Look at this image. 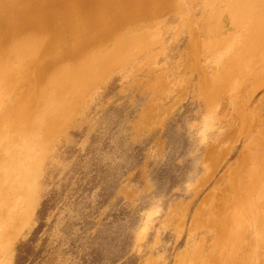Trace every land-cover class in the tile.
<instances>
[{"label": "rangeland", "instance_id": "rangeland-1", "mask_svg": "<svg viewBox=\"0 0 264 264\" xmlns=\"http://www.w3.org/2000/svg\"><path fill=\"white\" fill-rule=\"evenodd\" d=\"M227 1L0 0V126L66 97L4 264H264V2Z\"/></svg>", "mask_w": 264, "mask_h": 264}, {"label": "bare ground", "instance_id": "bare-ground-1", "mask_svg": "<svg viewBox=\"0 0 264 264\" xmlns=\"http://www.w3.org/2000/svg\"><path fill=\"white\" fill-rule=\"evenodd\" d=\"M245 1V3H244ZM239 0V1H236V0H229L227 1V9L224 10V12H226L227 14H230L229 17L234 18V19H237L239 18V21H242L240 20V17L242 18L244 16L245 19L247 14L250 15V12L252 10V5L253 3L255 4L256 2V6H257V3L260 2V0ZM13 2V1H12ZM48 2V1H47ZM92 2V1H91ZM264 2V0H262V3ZM89 3V1H88ZM166 3V2H165ZM224 3L223 1L221 2V4ZM261 3V2H260ZM95 4V3H94ZM262 5V4H261ZM43 6V5H42ZM264 6V4L262 5ZM76 7V5H75ZM256 8V7H255ZM259 8V7H258ZM261 9V8H260ZM38 10V9H37ZM43 11V10H42ZM46 11H48L46 9ZM84 13V12H83ZM254 13V12H253ZM252 13V14H253ZM142 14V13H141ZM254 15V14H253ZM35 16V15H34ZM255 16V15H254ZM252 18V17H251ZM258 18V17H257ZM256 17L253 19L257 22V25L259 24L258 21L256 20L257 19ZM230 19V20H231ZM232 19V20H234ZM260 19V18H259ZM229 20V21H230ZM250 20V18H249ZM11 21V20H10ZM73 21V20H71ZM248 21V20H247ZM254 21V22H255ZM260 21V20H259ZM67 22V21H66ZM122 22V21H121ZM246 22V21H245ZM243 22V23H245ZM253 22V21H252ZM252 22L248 21L249 23V26L252 24ZM253 22V23H254ZM255 22V23H256ZM261 22V21H260ZM18 23V22H17ZM232 23V22H231ZM234 23V22H233ZM239 22H237L238 24ZM242 23V22H241ZM239 23V24H241ZM242 23V24H243ZM247 23V22H246ZM251 23V24H250ZM255 23H254V26H255ZM224 24V23H223ZM236 24V21L235 23ZM236 24V25H237ZM241 24V25H242ZM233 25V24H232ZM262 25V24H261ZM21 26V25H20ZM230 26V25H228ZM244 26V25H243ZM247 26V25H246ZM264 26V24H263ZM232 27V26H231ZM234 27V26H233ZM240 27V26H239ZM238 27V28H239ZM245 28V26H244ZM251 28V27H249ZM205 29V28H204ZM145 30V29H144ZM243 30V29H242ZM246 30H249V29H246ZM194 32V31H193ZM232 32V31H231ZM255 32V31H254ZM78 34V33H77ZM246 34V33H245ZM87 35V34H86ZM223 35V34H222ZM72 36V35H71ZM148 36V35H147ZM263 36V35H262ZM144 37H146L144 35ZM264 37V36H263ZM120 38V37H119ZM143 38V37H142ZM256 38V37H255ZM101 39V38H100ZM146 39V38H145ZM252 39V38H251ZM137 40V39H136ZM143 40V39H142ZM14 41V40H13ZM93 41V40H92ZM115 41V40H114ZM155 41V40H154ZM153 41V42H154ZM9 42V41H8ZM22 42L21 44H23V46H19L20 48L17 50L14 48V51H16V55H18L17 53L19 51H23V49L27 48V46L30 44V42ZM34 42V41H32ZM91 42V41H90ZM234 42V41H233ZM237 42V41H236ZM249 42V41H248ZM254 42V41H253ZM256 42V40H255ZM28 43V44H27ZM94 43V42H93ZM117 43V42H116ZM120 43V42H119ZM257 43V42H256ZM27 44V45H26ZM118 44V43H117ZM145 44V43H144ZM232 44V43H230ZM237 44V43H236ZM251 44V43H250ZM249 44V45H250ZM89 45V44H88ZM151 45V44H150ZM252 45V44H251ZM33 46V45H32ZM114 46V45H113ZM117 46V45H115ZM231 46V45H230ZM246 46V45H245ZM84 47V46H83ZM120 47V46H119ZM229 47V46H228ZM233 47V46H232ZM231 47V48H232ZM86 48V47H85ZM85 48H82L83 50ZM124 48V47H123ZM122 48V49H123ZM214 48V47H213ZM220 48V47H219ZM256 48V47H255ZM261 48V47H260ZM2 49V48H1ZM115 49V47H114ZM121 49V50H122ZM230 49V48H229ZM115 50H118L117 48ZM136 50V49H135ZM228 50V49H227ZM28 51V50H27ZM77 51V50H76ZM127 51V50H126ZM247 51V50H246ZM81 52V51H80ZM111 52V51H110ZM240 52V51H239ZM24 52H19L20 56L23 55ZM112 53V52H111ZM22 54V55H21ZM25 54H26V51H25ZM106 54V53H105ZM244 54V53H243ZM90 55V54H89ZM93 56V54H91ZM233 55V54H232ZM246 55V54H245ZM15 56V55H14ZM108 56H110L108 54ZM239 56V55H238ZM4 57V56H3ZM19 57V56H18ZM94 57V56H93ZM235 57V56H234ZM242 57V56H240ZM244 57V56H243ZM105 58V56H104ZM109 58V57H108ZM20 59H22V57H20ZM19 59V60H20ZM233 59V58H232ZM2 60V59H1ZM18 60V58H17ZM86 60V59H85ZM96 60V58H95ZM97 60H100L101 59H98ZM109 60V59H108ZM240 60V59H239ZM245 60V59H244ZM89 61V60H87ZM17 62V63H16ZM14 64L12 62L13 65H11L10 67V64L8 66V64H6L7 62L5 63H0V103L2 101H5L6 99H9L12 97L13 95V89L11 88L12 85H14L11 81V79H8V72L7 71H11V70H14L15 68L19 67V66H16L20 61H16ZM84 62V61H82ZM86 62V61H85ZM108 62V61H107ZM237 62V61H236ZM98 64V63H97ZM79 65V64H78ZM88 65V64H87ZM91 65V64H89ZM88 65V66H89ZM94 65V64H93ZM92 65V66H93ZM86 67V64L83 65ZM78 67V66H77ZM75 67V68H77ZM84 67V68H85ZM90 67V66H89ZM11 68V69H10ZM74 68V67H73ZM80 68V67H79ZM83 68V69H84ZM19 69V68H18ZM89 69V68H88ZM35 70V69H34ZM106 70V69H104ZM16 71V69H15ZM87 71V70H86ZM89 71V70H88ZM13 72V71H12ZM71 72V71H70ZM52 73V72H51ZM16 74V73H14ZM77 74V73H76ZM87 74V73H86ZM9 75V74H8ZM29 75V74H28ZM71 75V73H70ZM81 75V74H80ZM90 75V73H89ZM11 76V75H10ZM82 76V75H81ZM226 76H229V75H226ZM225 76V77H226ZM100 77V76H99ZM13 78V77H12ZM59 78V77H58ZM74 78V77H73ZM80 78V77H79ZM61 79V78H60ZM77 79V78H76ZM85 79H87V76L84 78V81ZM89 79V78H88ZM92 79V78H91ZM217 79V78H216ZM14 80V79H12ZM18 80V79H17ZM208 80V79H207ZM206 80V81H207ZM19 81V80H18ZM89 81V80H88ZM205 81V82H206ZM246 81V80H245ZM15 82V81H14ZM62 82V81H61ZM77 82V81H76ZM95 82V81H94ZM64 83V82H63ZM87 83V81H86ZM208 83V82H207ZM70 84V82H69ZM68 84V85H69ZM78 84V83H77ZM81 84V83H80ZM17 85V84H16ZM29 85V84H28ZM55 85V84H54ZM66 85V84H65ZM73 85V84H71ZM89 85V84H88ZM67 86V85H66ZM74 86V85H73ZM212 87V86H211ZM73 88V87H72ZM233 89V88H232ZM66 90V89H65ZM86 90V89H85ZM60 91V90H59ZM55 92V91H54ZM62 92V91H61ZM52 93V92H51ZM73 93V92H72ZM75 93V92H74ZM81 93V92H80ZM79 93V94H80ZM15 94V93H14ZM28 94V93H27ZM63 94V93H62ZM62 94H58V95H55L53 98L51 97L50 100H52L53 104L51 105H54L53 108L50 107V103L49 101L48 102H45V106H39V108L41 109H38V111H36V113H33V117L34 115L36 114V117L33 118L32 122H29V116L28 115H21L19 116V118H17L16 116L13 117V119H15L16 121H14L13 125H10L9 127L5 125H2L0 126V133H2V131L5 129L6 132H8L9 134L11 133L12 135L14 134L15 136L16 135H19L20 137H23L25 139V150H24V153H21V154H16L15 155V152L13 155H15L13 158H10V154L9 156H5L4 157V152H0V187H1V184L2 182L4 184H7L9 183L11 187H13L12 189H8V188H2L3 191L1 192L0 190V264H4V259L2 260L1 258H4L5 257V254L6 252L8 251L7 249L9 248V245H10V240L9 238L11 239V235L14 236V234L12 233L11 234V231L13 229H15L17 227V225H21L23 223V220L26 216V211L28 209V207L31 205L32 201H33V195H32V191L34 190L33 189V186H32V179L35 178L36 176V172L38 170V167H39V164H40V161H41V153H36V155H30V153L32 152L33 149H35L38 145H40V141L41 138L40 137V134L42 135V133H46L47 131H51V126H52V123H50V121L52 119H57L59 120V116L57 115L58 118H56V110H57V106H59L58 104H62V100L66 97H64ZM82 94V93H81ZM69 95V94H68ZM81 96V95H80ZM22 98V97H21ZM30 99V98H29ZM77 99V98H76ZM75 99V100H76ZM48 100V99H47ZM61 101V102H60ZM65 101V100H64ZM42 102V101H41ZM73 102V101H72ZM77 102V101H76ZM24 103V102H23ZM26 103V102H25ZM70 103V102H69ZM7 104V103H6ZM57 104V106H56ZM76 105V104H75ZM61 106V105H60ZM4 107V106H3ZM37 107V106H36ZM1 108V107H0ZM62 108V107H61ZM70 108V107H69ZM36 109V108H35ZM3 111V110H2ZM12 111H15V110H12ZM30 111V110H29ZM32 111V110H31ZM59 110H57L58 112ZM67 111V110H66ZM66 111H63L66 112ZM17 112H18V109H17ZM22 112V110H21ZM70 112V110H69ZM68 112V114H70ZM5 113V112H4ZM8 113V112H7ZM27 113V112H26ZM61 113V112H60ZM62 113V114H63ZM15 114V113H14ZM18 114V113H16ZM24 114V113H23ZM60 114V115H62ZM66 114V113H65ZM67 114V115H68ZM66 115H64L65 117ZM69 116V115H68ZM67 117V116H66ZM1 118V117H0ZM11 118V117H9ZM69 119V118H68ZM66 119V120H68ZM7 120V119H6ZM12 120V119H11ZM53 120V126L54 125H57L59 124L57 121L55 123V121ZM4 121V120H2ZM31 121V120H30ZM9 122V121H8ZM60 122V121H59ZM63 123L65 121H62ZM3 123V122H2ZM26 123V124H25ZM62 125V124H60ZM64 125V124H63ZM14 128H13V127ZM58 127V126H57ZM54 128V129H57ZM55 131V130H54ZM7 133V134H8ZM50 133V132H49ZM48 134V133H46ZM1 136V135H0ZM48 137H50L49 135L45 136L44 139H46L45 141L49 140ZM16 138V137H15ZM43 138V137H42ZM17 140V139H16ZM19 140V139H18ZM23 141V140H21ZM12 144V143H11ZM44 144V143H43ZM3 145V144H2ZM6 145H8L6 143ZM11 147V145H10ZM43 147V146H42ZM45 147V146H44ZM3 148V147H1ZM40 148V147H39ZM38 148V150H39ZM7 149V148H6ZM13 149V148H12ZM2 150V149H1ZM21 150V149H20ZM37 150V151H38ZM36 151V150H35ZM10 153V151H9ZM13 153V152H12ZM34 153V152H33ZM6 154V153H5ZM264 164V163H263ZM264 167V166H263ZM257 170V168H256ZM254 173V172H253ZM16 178V182H15V179ZM263 178V177H262ZM11 179H13V182L14 184H11ZM263 180V179H262ZM259 182V181H258ZM262 182V181H261ZM260 182V183H261ZM259 183V184H260ZM3 184V185H4ZM8 184V185H9ZM7 185V186H8ZM255 185V184H253ZM6 186V187H7ZM9 187V186H8ZM35 187V186H34ZM8 189V190H7ZM255 189V188H254ZM9 192V193H8ZM262 192V191H260ZM35 193V192H34ZM264 193V192H263ZM238 196V195H237ZM236 197V196H235ZM240 197V196H239ZM238 200V199H237ZM264 200V199H263ZM245 204V203H244ZM248 205V204H247ZM252 205V204H251ZM253 206V205H252ZM236 209V207H235ZM230 212V211H229ZM234 212V210L232 211ZM241 212V211H240ZM236 213V212H235ZM245 213V212H244ZM239 214V213H238ZM29 215V214H28ZM230 215V214H229ZM263 216V215H262ZM229 218V217H228ZM239 218V216H238ZM264 218V217H263ZM215 219V218H214ZM233 220V219H232ZM25 221H27V219H25ZM227 221V220H226ZM234 221V220H233ZM237 221V220H235ZM240 221V220H239ZM223 222V221H222ZM242 223V222H241ZM252 223V222H251ZM18 226V227H19ZM22 226V225H21ZM217 226V225H216ZM219 226V225H218ZM19 229V228H18ZM18 229H17V233H18ZM228 230V229H227ZM228 233V232H227ZM11 234V235H10ZM214 236V235H213ZM16 238V237H15ZM13 242V241H11ZM233 242V241H232Z\"/></svg>", "mask_w": 264, "mask_h": 264}]
</instances>
